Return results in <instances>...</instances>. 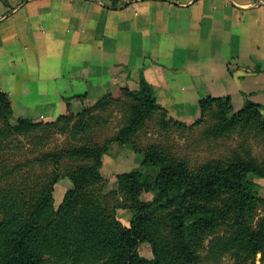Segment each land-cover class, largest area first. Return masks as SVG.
Masks as SVG:
<instances>
[{
  "label": "trees",
  "instance_id": "16d2710c",
  "mask_svg": "<svg viewBox=\"0 0 264 264\" xmlns=\"http://www.w3.org/2000/svg\"><path fill=\"white\" fill-rule=\"evenodd\" d=\"M108 1L116 8L131 0ZM83 98L66 99L55 119L15 118L0 92V264H224L227 257L256 264L258 255L264 264L256 182L264 180V157L252 145L264 146L261 105L247 101L234 112L231 97L209 96L188 126L169 116L143 76L139 89L120 87L75 114L71 101ZM151 125L168 134L199 129L200 142L240 140L227 154L194 163L168 144H144ZM112 144L143 159L107 190L101 170ZM66 180L71 186L56 206V187ZM118 211L134 216L127 221ZM142 243L152 259L140 257Z\"/></svg>",
  "mask_w": 264,
  "mask_h": 264
},
{
  "label": "crops",
  "instance_id": "0c3cea01",
  "mask_svg": "<svg viewBox=\"0 0 264 264\" xmlns=\"http://www.w3.org/2000/svg\"><path fill=\"white\" fill-rule=\"evenodd\" d=\"M142 76L177 121L196 122L209 96L264 115V0H0V92L15 118L55 119L86 96L71 101L80 111ZM129 153L104 166L127 172Z\"/></svg>",
  "mask_w": 264,
  "mask_h": 264
},
{
  "label": "rangeland",
  "instance_id": "374dc122",
  "mask_svg": "<svg viewBox=\"0 0 264 264\" xmlns=\"http://www.w3.org/2000/svg\"><path fill=\"white\" fill-rule=\"evenodd\" d=\"M80 111H82V109ZM80 111H74V113L77 114ZM120 118H121L120 114L118 113L114 114L111 120V125H110V129L113 132L116 131L120 127ZM194 123L192 124L185 123V124L188 126H191ZM198 130L199 129H197L196 131ZM196 131L192 134L186 133L184 135H181L180 132L178 131H171L168 134L162 130L159 131L157 127H154L153 125H151L149 126L148 130L142 135V142L144 144H150L151 142H162L163 144H168L171 146L172 151L175 152L176 154L181 155V156H185L186 154L190 157V159L194 163H201L207 159L218 157L223 154H227L228 151L231 148L235 147L238 141L240 140L238 135H234L228 140H223V141L220 140L218 142H215V141L200 142L198 132ZM252 145H253L254 154L259 158L264 157V146H259L256 144H252ZM129 150H130L129 156L124 158L122 162L123 165L120 167L119 170H123V171L126 170L127 172H131L135 169L142 168L141 161L143 159V156L137 155L129 147L122 146L119 144H112L110 146V149L108 152L109 160L111 158L115 159L116 157H118L119 153L121 152L122 153L129 152ZM112 163H107L106 166H103L101 170V174L103 175L104 179L107 182V190H110L116 187L115 173L117 170V166H113ZM121 173H126V172H121ZM121 173H118V174H121ZM256 182L259 183V185L261 186L260 193L264 196V180L256 179ZM70 186H71L70 182L66 180V181L60 182L59 185L56 187V191L54 194L56 206L60 204L66 191L70 188ZM147 198L151 199L152 194H148ZM119 212L120 211H118V213ZM119 215L122 216L127 221L132 220L134 216V214L131 211H124L123 213H120ZM138 251H139L140 257L142 258H146V259L153 258L152 248L150 244L148 243H142L139 246ZM260 259H261V255H258L256 264H261ZM224 264H232L231 259L229 257L225 258Z\"/></svg>",
  "mask_w": 264,
  "mask_h": 264
}]
</instances>
